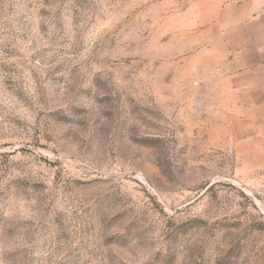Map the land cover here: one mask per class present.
Wrapping results in <instances>:
<instances>
[{"label":"rangeland","instance_id":"1","mask_svg":"<svg viewBox=\"0 0 264 264\" xmlns=\"http://www.w3.org/2000/svg\"><path fill=\"white\" fill-rule=\"evenodd\" d=\"M259 25L264 0H0V264H264V77L229 44Z\"/></svg>","mask_w":264,"mask_h":264},{"label":"crops","instance_id":"2","mask_svg":"<svg viewBox=\"0 0 264 264\" xmlns=\"http://www.w3.org/2000/svg\"><path fill=\"white\" fill-rule=\"evenodd\" d=\"M237 33L241 35L237 38V42L235 43L233 39L229 40L230 47H235L240 55L245 56L246 61L243 65L257 67L252 70V72L260 74L262 76L260 81H262L264 77V25H259L255 30L252 27L238 28L236 34ZM260 91L264 92V86L261 87ZM262 95L264 96V94Z\"/></svg>","mask_w":264,"mask_h":264}]
</instances>
